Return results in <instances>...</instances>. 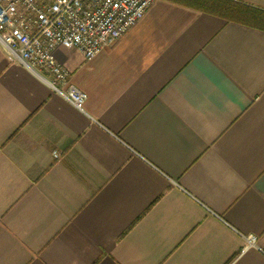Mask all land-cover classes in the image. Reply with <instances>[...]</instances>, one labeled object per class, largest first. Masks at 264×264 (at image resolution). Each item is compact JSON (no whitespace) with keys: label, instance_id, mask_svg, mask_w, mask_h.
Wrapping results in <instances>:
<instances>
[{"label":"crops","instance_id":"crops-1","mask_svg":"<svg viewBox=\"0 0 264 264\" xmlns=\"http://www.w3.org/2000/svg\"><path fill=\"white\" fill-rule=\"evenodd\" d=\"M55 55L82 110L0 43V264H264V30L154 0Z\"/></svg>","mask_w":264,"mask_h":264},{"label":"built area","instance_id":"built-area-1","mask_svg":"<svg viewBox=\"0 0 264 264\" xmlns=\"http://www.w3.org/2000/svg\"><path fill=\"white\" fill-rule=\"evenodd\" d=\"M240 2V0H229ZM154 0H0V43L9 56L36 73L77 109L87 94L70 84L58 62L59 47L91 60L114 45L144 16ZM64 87H66L64 89ZM55 159L61 154L53 152ZM255 244L256 237H247Z\"/></svg>","mask_w":264,"mask_h":264},{"label":"trees","instance_id":"trees-1","mask_svg":"<svg viewBox=\"0 0 264 264\" xmlns=\"http://www.w3.org/2000/svg\"><path fill=\"white\" fill-rule=\"evenodd\" d=\"M234 22L264 30V10L229 0H169Z\"/></svg>","mask_w":264,"mask_h":264}]
</instances>
